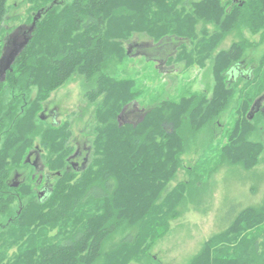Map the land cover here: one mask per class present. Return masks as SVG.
Returning a JSON list of instances; mask_svg holds the SVG:
<instances>
[{"label": "trees", "instance_id": "trees-1", "mask_svg": "<svg viewBox=\"0 0 264 264\" xmlns=\"http://www.w3.org/2000/svg\"><path fill=\"white\" fill-rule=\"evenodd\" d=\"M8 1L0 0V35L5 29ZM44 1L52 3L54 0ZM182 1L72 0L61 9L53 6L44 19L37 21L29 44L16 58L12 70L7 71L5 79H0V136L3 139L0 235L8 232L16 237L19 233L21 237L26 234L36 237L39 227L57 225L64 228L71 225L72 229L63 242L37 243L21 250L12 264H127L147 250L148 236H156L158 232L154 226L166 225L164 217L168 212L162 209L165 206L168 209L169 205L173 210L177 202L183 200L190 184L187 182H181L160 204L162 192L167 191L182 166L181 155L187 144L184 131L187 128L191 132L199 131L226 109L235 95L229 86V75L231 77L233 72L235 79L241 77L234 68L240 63L246 44L235 43L230 50L218 55L214 69L217 84L210 99L195 95L179 102L164 100L147 109L144 119L135 124L118 121L125 106L141 95L135 80H118L106 69L115 58L118 62L125 59L123 41L137 30L148 31L155 41L162 40L161 45L172 33L194 35L200 18L216 22L224 32L246 25L264 33V0H233L230 11L222 4L223 0H198L191 3L192 11L177 10ZM3 47L0 46V57ZM261 65L264 67L263 62ZM75 74H82L88 82H96L97 88L88 94L92 99L101 98L96 114L102 123L97 127V158H92L89 146L90 154L81 170H75L70 162L75 152L70 154L72 149L66 146L70 134L68 126L59 123L40 127L35 118L42 101ZM34 88H37L36 96L28 101ZM263 96L264 93L252 105L251 97L244 98L237 110L239 116L234 130L222 150L223 157L234 165L242 163L251 168L259 161L263 144L250 137L259 131L257 122L264 119V102L259 108ZM167 123L171 125L170 130L165 129ZM38 132L45 137L44 146L50 145L52 151L57 152V162L51 165L56 169L52 176L61 178L57 185H50L44 197L39 196L42 186L32 191L24 181L15 187L8 180L10 158L15 163L20 162L25 148L32 144ZM38 150L41 152V148ZM25 164H28L27 157ZM77 172L81 173L78 177ZM21 189L24 195L30 196L25 205L19 195ZM84 199L92 200L93 211L81 212L80 203ZM77 212L80 214L76 215ZM73 216L75 219L69 222ZM263 221L264 208L248 206L237 216L230 231L239 238L242 232L260 227ZM125 225H137L139 229L142 225V231L123 238L121 244L100 261L109 234ZM257 240L251 244L255 245V253ZM213 241L207 242L190 264H254L258 260L259 264H264L262 254L240 252L227 258L215 255ZM3 259L1 255L0 264Z\"/></svg>", "mask_w": 264, "mask_h": 264}, {"label": "rangeland", "instance_id": "rangeland-1", "mask_svg": "<svg viewBox=\"0 0 264 264\" xmlns=\"http://www.w3.org/2000/svg\"><path fill=\"white\" fill-rule=\"evenodd\" d=\"M71 1L54 0L51 3L44 0H9L5 29L0 35V46L4 45L6 37L20 27L30 26L39 12V18L44 19L50 8L59 6L61 9L64 3ZM194 1L198 0H183L178 4L177 10L192 11L194 7L191 3ZM228 1L223 0L222 4L230 11L233 0ZM169 35L163 41L165 44L161 45L162 40L155 41L148 31H133L123 41L125 59L118 62L115 58L106 69L118 80H135L141 93L138 100L125 106L123 114L118 118L120 124H135L141 121L147 109L164 100L179 102L195 95L210 99L217 84L214 69L218 55L230 50L235 43L243 42L246 44L243 55L240 63L234 68L236 75L241 77L235 79L233 72L231 77L229 75V86L234 89L235 95L221 114L202 126L199 131L191 132V129H185L187 144L185 152L181 155L182 166L169 183L167 191L162 192L160 204L181 182L190 184L184 192L183 200L177 202L173 210L169 209V205L168 209L167 206L162 209L168 212L164 217V220H167L166 225L163 223L158 228L154 226L158 232L156 236H148L145 245H150L147 250L141 252L139 258L130 259L127 264H190L212 239L215 255L220 254L227 258L240 252H249L252 255L262 254L264 257V221L260 227L242 232L239 238L236 237L237 233L230 231L244 208H264V119L257 122L259 131L250 137V140L263 144L255 166L246 168L242 163L234 165L222 154L234 130L235 121L239 116L237 110L244 98L251 97L252 105L264 93V67L261 65L262 62L264 64L263 30L255 32L245 25L235 26L232 30L224 32L216 22L200 18L195 25L194 35ZM96 88V82H88L82 74H75L42 101L35 115L40 127H51L59 123L67 125L70 134L66 146L71 147L70 154H73L78 146H91V156L94 160L97 158V127L102 125L96 117L101 98L92 99L88 93ZM30 92L32 93L28 101H32L36 96L37 88L31 89ZM263 100L264 96L259 100V108ZM45 110L53 113L47 115ZM45 114V120L39 118L45 117ZM165 129H171L170 123L165 125ZM33 139L32 144L25 148L20 162L15 163L14 159L10 158V164L7 166L11 168L8 180L11 182L15 172H20V180L32 191H38V186L41 187L45 183L43 181L38 185L41 176L45 178L49 175L51 183L56 185L61 178L52 176L56 169L51 168V165L57 162V152H53L50 145L44 146L45 137L41 132L36 133ZM2 142L0 136V147ZM38 147L41 148V160L39 168L35 169L31 164H25V159L31 150ZM75 175L78 177L81 173L77 172ZM21 193L22 189L19 190V195L20 198L23 197L21 202L25 205L30 196L23 193L22 196ZM18 205L17 201L15 206ZM94 205L91 199H84L80 203L81 212L93 211ZM75 216L69 222H72ZM141 227L142 225L140 229L137 225H125L110 233L103 245L100 261H104L106 253L119 246L123 238H131L132 234L135 236L137 232L142 231ZM71 229V225L66 228L60 225L39 227L36 237H33L35 234L21 237L20 233L16 237L5 232V236L0 235V256L5 258L2 264H12L21 250L23 252L37 243L45 245L63 242L70 236ZM256 238L257 253L254 252V243L251 246ZM254 264H259V260Z\"/></svg>", "mask_w": 264, "mask_h": 264}, {"label": "water", "instance_id": "water-1", "mask_svg": "<svg viewBox=\"0 0 264 264\" xmlns=\"http://www.w3.org/2000/svg\"><path fill=\"white\" fill-rule=\"evenodd\" d=\"M41 13H38L34 18V21L30 26H22L17 29L15 32L10 34V36L6 39L3 53L0 57V79L4 80L6 77V73L8 70H12V65L14 64L16 58L20 55V53L24 50V48L29 44L33 31L37 26V21ZM23 30V31H22ZM30 156H28L29 159ZM28 161V160H27ZM17 180V176L15 177ZM19 185V182L14 184L15 187Z\"/></svg>", "mask_w": 264, "mask_h": 264}, {"label": "flooded vegetation", "instance_id": "flooded-vegetation-1", "mask_svg": "<svg viewBox=\"0 0 264 264\" xmlns=\"http://www.w3.org/2000/svg\"><path fill=\"white\" fill-rule=\"evenodd\" d=\"M45 112L47 113V115H49V113H53L52 112H47V110H45ZM55 113V111H54ZM45 117L42 116V119H46ZM53 116V115H52ZM54 117V116H53ZM90 154V148L87 147L86 145H84L83 147L78 146L77 150L75 151V153L73 154L72 158H71V165L75 168V170H81L83 168V166H85L88 157ZM28 156L29 159H28ZM27 156V162L28 164H31L32 166H34L35 169L39 168L40 165V160H41V152L37 149L30 151V153ZM17 176V180L15 179V177ZM21 177V173L20 172H15V175L13 176L12 180H11V185L14 186V184L16 182H21L20 180ZM45 182L44 185H42V190L39 192V196L44 197L47 195L48 191H49V187L50 185H52L51 181H49V176L46 175V177L44 178V176L40 177V181L39 183Z\"/></svg>", "mask_w": 264, "mask_h": 264}]
</instances>
